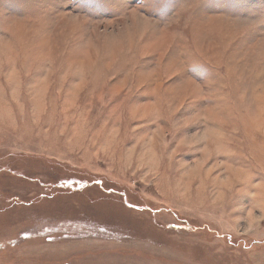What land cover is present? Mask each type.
<instances>
[{
    "label": "rangeland",
    "instance_id": "1",
    "mask_svg": "<svg viewBox=\"0 0 264 264\" xmlns=\"http://www.w3.org/2000/svg\"><path fill=\"white\" fill-rule=\"evenodd\" d=\"M174 2L0 0V264H264V0Z\"/></svg>",
    "mask_w": 264,
    "mask_h": 264
},
{
    "label": "snow or ice",
    "instance_id": "2",
    "mask_svg": "<svg viewBox=\"0 0 264 264\" xmlns=\"http://www.w3.org/2000/svg\"><path fill=\"white\" fill-rule=\"evenodd\" d=\"M124 3H128L129 0H123ZM135 3H144V0H132ZM152 12L151 14L159 15L162 19H167L168 15L175 9L174 0H150ZM64 6V5H60ZM71 7L72 5H67ZM211 74V70L199 61H192L188 63L181 71V74L177 76V79H181L183 76H192L199 80H205ZM191 101L184 105V111H191Z\"/></svg>",
    "mask_w": 264,
    "mask_h": 264
}]
</instances>
